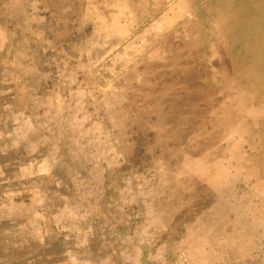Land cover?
<instances>
[{
    "label": "rangeland",
    "instance_id": "1",
    "mask_svg": "<svg viewBox=\"0 0 264 264\" xmlns=\"http://www.w3.org/2000/svg\"><path fill=\"white\" fill-rule=\"evenodd\" d=\"M29 198L0 240L48 226L45 264H264V0H0V208Z\"/></svg>",
    "mask_w": 264,
    "mask_h": 264
},
{
    "label": "crops",
    "instance_id": "2",
    "mask_svg": "<svg viewBox=\"0 0 264 264\" xmlns=\"http://www.w3.org/2000/svg\"><path fill=\"white\" fill-rule=\"evenodd\" d=\"M2 202V201H1ZM16 202V208L7 209V208H0V213L2 212H20V211H26L29 213L25 218H21L10 222H4L0 220V228H7L10 226H22L26 227L25 225H28V223L32 224V220L35 219V216L38 218L40 217L39 207H40V201L38 199L29 198V199H21ZM46 205V204H45ZM12 219V218H11ZM39 230L43 234L42 237H44V243L38 244L34 240H31L30 247H20V246H12L9 242H4L0 240V264H45L42 255L40 253V250H51L52 246L50 247L48 244V238H49V229L48 226H40ZM47 244V245H46ZM19 250H29L26 254L22 253L20 254Z\"/></svg>",
    "mask_w": 264,
    "mask_h": 264
}]
</instances>
